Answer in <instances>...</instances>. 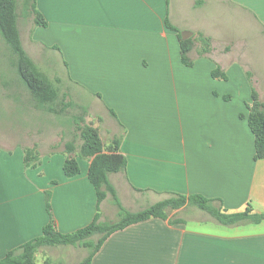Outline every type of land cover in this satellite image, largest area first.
Segmentation results:
<instances>
[{
  "label": "crops",
  "instance_id": "0c3cea01",
  "mask_svg": "<svg viewBox=\"0 0 264 264\" xmlns=\"http://www.w3.org/2000/svg\"><path fill=\"white\" fill-rule=\"evenodd\" d=\"M34 4L47 25H37L32 15L27 49L22 46L38 68L39 61L54 64L48 51L56 55L70 97L88 108L86 122L98 129L106 152L114 138L120 139L126 167L109 179L126 209L136 211L179 193L203 195L228 212L248 206L264 212V159H254V135L240 117L248 108L221 94L237 86L251 90L262 81L252 53L264 42V0ZM182 34L192 41L190 66L181 61ZM202 36L209 38V47ZM0 44L6 45L1 35ZM216 67L226 79L212 76ZM3 75L0 68V92L15 96L50 126L15 127V134L0 130V259L42 234L49 220L48 190L62 233L88 225L97 212L90 160L82 166L84 158L77 156L80 172L67 177L60 121L36 104L24 83ZM31 115L26 111L23 121ZM33 145L40 163L29 167L24 150ZM107 207L108 196L99 205L102 221L109 220ZM177 219L182 221H172ZM67 247L69 264L88 254L82 246ZM91 264H264V220L224 225L197 207H182L167 219L149 218L112 232Z\"/></svg>",
  "mask_w": 264,
  "mask_h": 264
},
{
  "label": "trees",
  "instance_id": "16d2710c",
  "mask_svg": "<svg viewBox=\"0 0 264 264\" xmlns=\"http://www.w3.org/2000/svg\"><path fill=\"white\" fill-rule=\"evenodd\" d=\"M31 8L34 22L37 25L46 26L47 21L36 9L34 0H32ZM166 24L168 27L174 28L167 20ZM0 34L6 45L17 56V73L27 86L36 103L50 106V112H59L60 110L53 106L57 100L56 90L22 46L17 24L16 0H0ZM201 38L209 47V38L203 36ZM191 46L192 41L190 38L183 40L180 37L181 61L187 66L192 64L187 57ZM212 76L221 77L222 79L227 78L219 67L212 70ZM251 95L252 102L246 103L248 114L247 116L240 114V117L246 118L248 126L254 135V159H264V102L259 100L258 94L255 91ZM228 97L224 96V99ZM76 128L82 141L78 146L77 152L72 142L65 143V151L68 155L63 164V171L67 177L76 176L80 172L77 156L90 160L88 178L94 186L97 196V212L93 220L88 225L73 232L62 233L58 231L51 213V194L47 191L45 206L49 220L43 227L42 234L8 251L0 259V264H37L35 261L37 250L42 246L54 245L90 247L91 249L87 256L78 264H91L93 255L112 232L149 218L167 219L169 210L178 209L186 205H193L207 212L214 220L224 225L259 223L264 220V212L256 213L252 211L250 206L242 211L228 212L221 206L214 205L212 199L200 194L185 195L171 193L169 197L141 210H127L121 204L116 189L109 179L111 173L119 172L126 167V157L119 152L120 139L114 138L108 147V152H106L98 129L87 123L83 116L78 117ZM24 152V161L27 166L36 167L40 163L36 145L25 148ZM109 194L113 197L118 207L117 220L102 221L100 220L99 205ZM172 221L179 222L182 220L177 219ZM94 237H97L95 242L93 241ZM43 264L49 263L45 261Z\"/></svg>",
  "mask_w": 264,
  "mask_h": 264
},
{
  "label": "rangeland",
  "instance_id": "374dc122",
  "mask_svg": "<svg viewBox=\"0 0 264 264\" xmlns=\"http://www.w3.org/2000/svg\"><path fill=\"white\" fill-rule=\"evenodd\" d=\"M31 4H32V0H16L17 24L20 32V38L23 43L22 45L26 49H27L26 37H28L29 25L32 24L31 17H33ZM257 45H258L257 50H253L252 53L253 55H255L253 62L255 63L256 66L255 68L256 72L261 74L260 79H262V81L261 82L258 81L257 83L252 84L251 90L248 89L241 90L237 86V87H231V91H225L221 93L223 94V98L224 96H229L227 100L229 98L232 99V101L237 103L238 106H242L243 109L247 108L245 103L249 104L252 102L251 94L253 91H255L258 94V98L260 101L264 100V42L259 41ZM46 57H49V59L53 61L54 64L52 65L50 62L44 60L43 61L44 64L40 63L39 61L38 65L39 68H41L43 71L41 69L40 70L47 76L53 88L57 92V100L54 102L53 106L60 111L50 112L49 111L50 106L43 104L42 105L44 106L45 113L46 114L48 113L47 115L53 114L55 117H57L56 120L60 121L59 124L62 128L61 146H65V143L67 142H72L76 147V149H78V146L81 144L82 140L76 128V122H78V117L80 116H83L86 121L88 108L85 107L84 105L78 104L73 98L70 97L68 82L66 81V77L63 75L64 67L61 65V63L57 62L58 60L56 55L48 51V55ZM16 59L17 56L15 55L14 52L10 50L9 46H6L5 44L3 45L0 44V68L1 71L4 73L2 77L5 79H15V80L18 79L19 82L24 83L20 78V76H18L16 70ZM249 76L251 77L252 75L250 74ZM257 90L260 91L257 92ZM260 97L262 100L260 99ZM80 98H82V100L87 102L88 105L91 104L90 102H92L91 99L88 96H86L84 93L80 95ZM38 105L41 107V104ZM26 111H28L29 115H31L30 113L32 110L28 109V107H26L25 105H22V102L18 101V99L15 96L11 98H6L3 95V93L0 92V130H3L11 134L12 133L15 134V127L17 128L28 127L29 129L33 130L38 128V126L41 127V124H43L42 126H46V127L50 126V122L48 119L44 120L45 123H42L41 121H37L35 116L32 115L31 117H29L28 122L23 121L22 117L24 116ZM93 120L99 121L101 120V118L93 117ZM84 161H86V159L81 160L82 166H84ZM49 192L51 194V191ZM108 201H109V207H107V209L109 210L108 211L109 220H105V221H115L117 220L118 207L115 204V201L110 194L108 195ZM187 206L192 208L195 207V206L193 207V205H186L182 207H187ZM174 210H169L168 216L171 215L172 211ZM182 215L185 216L186 214L182 213ZM96 240L97 237H94L93 241L95 242ZM42 247L39 248L35 253V261L37 262V264H42L45 261H48L49 264H69L66 260L69 251L67 245H54V246H42ZM84 248H86L87 252H89L91 249L90 247H84ZM72 260H74V257Z\"/></svg>",
  "mask_w": 264,
  "mask_h": 264
},
{
  "label": "water",
  "instance_id": "95a60500",
  "mask_svg": "<svg viewBox=\"0 0 264 264\" xmlns=\"http://www.w3.org/2000/svg\"><path fill=\"white\" fill-rule=\"evenodd\" d=\"M182 38H183V39H186L187 37H186V36H184V35L182 34Z\"/></svg>",
  "mask_w": 264,
  "mask_h": 264
}]
</instances>
